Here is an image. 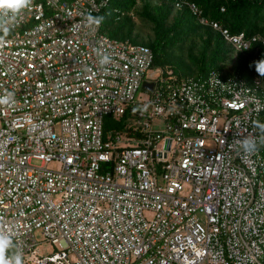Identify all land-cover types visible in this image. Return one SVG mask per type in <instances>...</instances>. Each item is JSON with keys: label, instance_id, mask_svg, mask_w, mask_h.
<instances>
[{"label": "built area", "instance_id": "1", "mask_svg": "<svg viewBox=\"0 0 264 264\" xmlns=\"http://www.w3.org/2000/svg\"><path fill=\"white\" fill-rule=\"evenodd\" d=\"M106 3L33 0L0 44V96L14 94L0 105L10 254L22 264H264V77L154 66L148 46L85 23ZM183 6L236 51L264 48L261 35L174 1ZM246 137L258 144L250 156Z\"/></svg>", "mask_w": 264, "mask_h": 264}, {"label": "trees", "instance_id": "2", "mask_svg": "<svg viewBox=\"0 0 264 264\" xmlns=\"http://www.w3.org/2000/svg\"><path fill=\"white\" fill-rule=\"evenodd\" d=\"M174 1L107 0L95 16L105 18L100 25L102 33L148 46L153 52V65L168 66L180 78L239 72L251 81L257 72L250 56L258 46L256 62L264 60V48L257 43L250 51H236L220 32L200 24L187 7L175 8ZM189 1L201 9L203 16L232 33L244 31L264 37V0ZM106 122L112 127L121 125L110 118Z\"/></svg>", "mask_w": 264, "mask_h": 264}, {"label": "clouds", "instance_id": "3", "mask_svg": "<svg viewBox=\"0 0 264 264\" xmlns=\"http://www.w3.org/2000/svg\"><path fill=\"white\" fill-rule=\"evenodd\" d=\"M33 5V0H0V44H3L4 37L10 34L12 28L18 22L21 13ZM103 16H93L87 14L84 17L85 23L89 27L98 28L104 22ZM112 62L111 57L102 55L99 63L104 66ZM255 70L264 77V60L255 62ZM14 102V94L8 93L0 96V105H11ZM261 130H264V124L257 122L256 125ZM241 147L244 154L252 155L258 150L257 141L251 137L244 138L241 142ZM14 247L12 237L0 231V264H22V257L18 253L10 254V250Z\"/></svg>", "mask_w": 264, "mask_h": 264}, {"label": "water", "instance_id": "4", "mask_svg": "<svg viewBox=\"0 0 264 264\" xmlns=\"http://www.w3.org/2000/svg\"><path fill=\"white\" fill-rule=\"evenodd\" d=\"M151 85L149 84H144V88L150 89Z\"/></svg>", "mask_w": 264, "mask_h": 264}, {"label": "rangeland", "instance_id": "5", "mask_svg": "<svg viewBox=\"0 0 264 264\" xmlns=\"http://www.w3.org/2000/svg\"><path fill=\"white\" fill-rule=\"evenodd\" d=\"M135 21L137 22V19H135ZM235 63V61H233V64Z\"/></svg>", "mask_w": 264, "mask_h": 264}]
</instances>
